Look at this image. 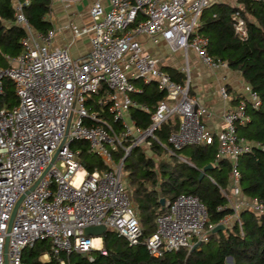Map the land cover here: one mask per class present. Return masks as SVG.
Returning <instances> with one entry per match:
<instances>
[{"label": "built area", "instance_id": "obj_1", "mask_svg": "<svg viewBox=\"0 0 264 264\" xmlns=\"http://www.w3.org/2000/svg\"><path fill=\"white\" fill-rule=\"evenodd\" d=\"M222 1L108 0L107 8L96 1L89 8V23L71 28L73 39L85 36L90 46L88 54L76 60L67 49L53 46L54 29L43 33L30 27L23 13L30 0H12L15 23L25 36L20 53L0 67V99L6 79L17 99L15 106L0 108V264H21L22 250L46 239L58 264H75L63 254H106L102 235L84 234L87 226L114 229L130 246L143 242L154 257L207 241L216 224L209 223L204 204L191 193H179L170 201L156 217L155 231L142 238L123 181L125 158L136 147L150 146L154 131L171 116L179 120L178 130L167 138L172 150L215 140L217 157L232 163L227 206L233 214L218 223L237 220L244 209L264 213L263 201L241 193L236 168L238 158L251 149L238 137L237 127L249 122L248 105L260 107L257 95L246 86V96L222 115L218 130L212 132L202 121L206 109L189 96L187 66L184 83H176L139 40H161L170 51L181 50L185 56L192 50L206 68L225 69L223 62L208 55V40L197 33L202 11ZM251 1L264 5V0ZM233 20L235 33L245 39L243 20L238 15ZM133 80L154 82L166 93L143 130L130 119L132 108L147 111L132 98L140 93ZM99 92L94 103L105 108L111 123L88 104ZM220 95L226 98L225 88ZM76 143L84 144L107 169L89 173ZM117 150L123 152L118 162L113 157Z\"/></svg>", "mask_w": 264, "mask_h": 264}, {"label": "trees", "instance_id": "obj_2", "mask_svg": "<svg viewBox=\"0 0 264 264\" xmlns=\"http://www.w3.org/2000/svg\"><path fill=\"white\" fill-rule=\"evenodd\" d=\"M50 9V0H30L23 13L34 31L44 33L51 28L50 23L44 20ZM235 15L244 22L245 39L234 31ZM197 31L208 40V55L238 72L246 86L260 100L258 109L248 105L249 122L237 127L238 137L251 144V149L238 158L236 168L238 186L243 196L264 202V151L261 150V146H264V5L251 0L213 3L202 11ZM24 36L23 28L15 23L12 0H0V67H6L8 58L20 53V41ZM162 70L176 83H184L185 74L170 68ZM133 83L140 93L134 94L132 98L147 111L132 108L130 117L135 126L143 130L150 125V116L166 93L160 91L154 82L133 80ZM101 95L102 92H99L89 97L88 104L92 111L111 123L105 108L94 103ZM16 103L13 86L6 79L0 108H11ZM178 127V117L171 116L154 131L155 140L151 141L150 146L132 149L123 162L126 189L137 213L142 238L155 231L156 217L167 210V204L179 193L196 195L204 204L211 224H217L233 214L227 206L231 161L217 157L215 140L210 145L172 150L167 138ZM75 147L82 149L81 161L89 173L107 169L99 157L86 152L84 144L76 143ZM113 157L118 162L123 152L114 151ZM207 165L212 168L200 179V173ZM161 197L164 198L163 205L159 202ZM102 241L106 254L90 250L86 253L63 254V258L75 264H264V213L241 210L231 226L225 225L222 229L210 231L207 241L192 248L164 251L159 257L150 255L143 242L128 245L126 239L118 236L114 229H107L102 234ZM43 253L50 255L48 261L40 260ZM21 264H58L52 254L50 240H40L31 247L26 246L22 250Z\"/></svg>", "mask_w": 264, "mask_h": 264}, {"label": "crops", "instance_id": "obj_3", "mask_svg": "<svg viewBox=\"0 0 264 264\" xmlns=\"http://www.w3.org/2000/svg\"><path fill=\"white\" fill-rule=\"evenodd\" d=\"M96 1H100L107 8L108 0H50L51 9L44 20L49 22L51 28L56 31L52 44L55 47L67 49L73 59L84 58L90 46L85 36L73 39L71 28L82 27L89 23V8ZM139 40L144 52L158 60L160 69L170 68L185 74L184 69L187 66L190 79L189 96L206 109V115L202 117V121L208 130L216 132L222 115L236 106L237 99L246 96L244 90L246 84L238 72L228 68L208 69L201 64L192 50H188L185 56L181 50L170 51L161 40L157 43L145 37H140ZM221 88L226 89V98L220 95ZM49 258L48 253L40 256L41 261H48Z\"/></svg>", "mask_w": 264, "mask_h": 264}, {"label": "water", "instance_id": "obj_4", "mask_svg": "<svg viewBox=\"0 0 264 264\" xmlns=\"http://www.w3.org/2000/svg\"><path fill=\"white\" fill-rule=\"evenodd\" d=\"M211 168H212L211 165H207L206 167H204L203 170H202L201 173H200L199 178L201 179V178L204 176L205 172H206L207 170L211 169ZM20 201H21V198L18 200V202H17V204H16V207H15L13 213H15L16 208H17L18 204L20 203ZM159 202H160L161 205H163V204H164V198L161 197V198L159 199ZM224 227H225L224 224H222V223H217V224L215 225V227L213 228L212 231H217V230L222 229V228H224ZM106 231H107V228H106L104 225H98V226H87V227L84 228V234H86V235H92V236H100V235L104 234ZM197 244H199V243H196L194 246H196ZM227 260L230 261L231 258L228 257ZM5 264H6V263H5Z\"/></svg>", "mask_w": 264, "mask_h": 264}, {"label": "rangeland", "instance_id": "obj_5", "mask_svg": "<svg viewBox=\"0 0 264 264\" xmlns=\"http://www.w3.org/2000/svg\"><path fill=\"white\" fill-rule=\"evenodd\" d=\"M228 1H231V0H228ZM145 148V147H144ZM123 174H124V179H123V181H124V183H125V185H126V174H125V172H123ZM235 221V219L234 218H230L228 221H227V226H231L232 224H233V222Z\"/></svg>", "mask_w": 264, "mask_h": 264}, {"label": "clouds", "instance_id": "obj_6", "mask_svg": "<svg viewBox=\"0 0 264 264\" xmlns=\"http://www.w3.org/2000/svg\"><path fill=\"white\" fill-rule=\"evenodd\" d=\"M85 247H87V245H85Z\"/></svg>", "mask_w": 264, "mask_h": 264}, {"label": "bare ground", "instance_id": "obj_7", "mask_svg": "<svg viewBox=\"0 0 264 264\" xmlns=\"http://www.w3.org/2000/svg\"><path fill=\"white\" fill-rule=\"evenodd\" d=\"M96 243H97V241H96Z\"/></svg>", "mask_w": 264, "mask_h": 264}]
</instances>
